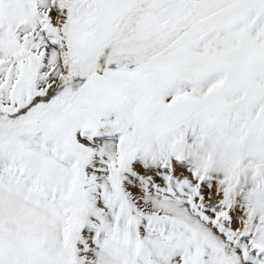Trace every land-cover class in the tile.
<instances>
[{
    "label": "snow or ice",
    "instance_id": "1",
    "mask_svg": "<svg viewBox=\"0 0 264 264\" xmlns=\"http://www.w3.org/2000/svg\"><path fill=\"white\" fill-rule=\"evenodd\" d=\"M0 264H264V0H0Z\"/></svg>",
    "mask_w": 264,
    "mask_h": 264
}]
</instances>
